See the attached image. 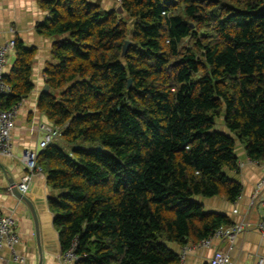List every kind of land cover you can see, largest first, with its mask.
Returning <instances> with one entry per match:
<instances>
[{
  "label": "trees",
  "instance_id": "trees-1",
  "mask_svg": "<svg viewBox=\"0 0 264 264\" xmlns=\"http://www.w3.org/2000/svg\"><path fill=\"white\" fill-rule=\"evenodd\" d=\"M117 1L120 11L42 1V31L58 39L38 108L60 137L37 163L61 254L75 245V264H178L170 244L229 225L197 198L240 196L225 174L237 169L235 139L264 163V0ZM15 50L5 109L33 90L34 51Z\"/></svg>",
  "mask_w": 264,
  "mask_h": 264
},
{
  "label": "crops",
  "instance_id": "crops-1",
  "mask_svg": "<svg viewBox=\"0 0 264 264\" xmlns=\"http://www.w3.org/2000/svg\"><path fill=\"white\" fill-rule=\"evenodd\" d=\"M42 1L0 0V43L15 40L28 50L34 51L31 61L33 90L18 103L15 128L12 131L13 154L11 157L0 154V213L16 221L20 242L15 246V251L25 261H15L12 251L4 246L0 251V264H39V250L31 213L15 196L13 188L18 187L28 172L21 161L22 154L24 151L39 154L40 142L44 137L41 125L52 127L39 110L38 99L47 86L45 71L53 63L52 47L58 38L42 31L43 24L50 18V13ZM89 1L103 6L105 11L119 6L117 0ZM16 59L14 48L9 54L6 75L10 73ZM217 129L235 137L225 127L223 118L219 120ZM235 141L237 169L226 170L225 174L241 186L240 196L235 202H229L223 196L197 198V201L203 205L205 212L224 216L229 225L223 227L240 225L242 230L232 238L212 235L209 237L211 241L208 246L198 245L199 243L187 245L185 264H211L218 251L228 255L229 264H258L264 258V233L258 228L261 220L260 202L264 199V163L251 161L241 141ZM51 190L46 175H36L26 195L34 203L39 216L42 264H63L59 236L53 227L54 216L47 204ZM169 249L179 256L185 247L170 244Z\"/></svg>",
  "mask_w": 264,
  "mask_h": 264
},
{
  "label": "built area",
  "instance_id": "built-area-1",
  "mask_svg": "<svg viewBox=\"0 0 264 264\" xmlns=\"http://www.w3.org/2000/svg\"><path fill=\"white\" fill-rule=\"evenodd\" d=\"M15 40L0 43V154L3 156L11 157L13 154L12 144V131L15 128L16 115L19 109V104L13 106L11 109L4 108V99L11 95V87L5 82V69L8 65L9 54L15 48ZM41 130L44 132V137L40 142L41 151L44 150L51 142L60 136V132L47 125H41ZM38 154L32 151H24L21 161L27 169V175L22 179L18 185L21 193L26 194L30 189L31 181L36 175H43L42 168L37 163ZM261 207V220L258 225L259 230L264 233V199L260 202ZM242 230V226H221L213 234L214 237H227L232 238L236 233ZM211 238L201 241L198 245L208 246ZM20 242L19 230L16 221L8 216L0 213V251L4 246L12 251L13 259L15 261L24 262V258L17 255L15 246ZM186 250L185 247L179 255V263L185 264ZM63 264H75L79 257L75 253V245L71 247L66 253L61 256ZM230 260L228 255L222 252H216L211 260V264H229ZM258 264H264V258Z\"/></svg>",
  "mask_w": 264,
  "mask_h": 264
},
{
  "label": "water",
  "instance_id": "water-1",
  "mask_svg": "<svg viewBox=\"0 0 264 264\" xmlns=\"http://www.w3.org/2000/svg\"><path fill=\"white\" fill-rule=\"evenodd\" d=\"M120 11V7L117 8ZM130 45L129 42H127L124 46V52L127 50L128 46ZM130 82V81H129ZM49 91V86H46L44 89V92ZM13 193L16 197H18L29 209L33 223L35 225V234L37 238V244H38V250H39V264H42L43 262V255H42V247H41V234H40V221L37 209L34 205V203L29 199V197L26 194H23L19 191L18 187L13 188Z\"/></svg>",
  "mask_w": 264,
  "mask_h": 264
},
{
  "label": "rangeland",
  "instance_id": "rangeland-1",
  "mask_svg": "<svg viewBox=\"0 0 264 264\" xmlns=\"http://www.w3.org/2000/svg\"><path fill=\"white\" fill-rule=\"evenodd\" d=\"M102 8H103V10H106L103 6H101ZM116 8H118V6L116 7ZM122 18L124 19L125 18V21L127 22V23H130V19H128L127 17H126V15L125 16H122ZM219 125V121H218V124H217V126Z\"/></svg>",
  "mask_w": 264,
  "mask_h": 264
}]
</instances>
